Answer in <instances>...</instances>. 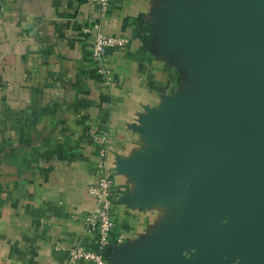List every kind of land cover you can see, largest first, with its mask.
<instances>
[{
    "label": "crops",
    "instance_id": "obj_1",
    "mask_svg": "<svg viewBox=\"0 0 264 264\" xmlns=\"http://www.w3.org/2000/svg\"><path fill=\"white\" fill-rule=\"evenodd\" d=\"M212 7L213 0H113L104 33L130 44L105 56L115 80L107 85L86 32L99 19L95 5L0 0V264H68L62 249L97 248L83 219L95 206V131L114 134L109 161L129 190L116 208L115 233L125 244L114 264L160 253L165 233L182 225L179 197L139 199L146 176L123 168L163 157L168 140L147 133L148 123L186 101L198 104L210 87L185 37L211 22Z\"/></svg>",
    "mask_w": 264,
    "mask_h": 264
},
{
    "label": "water",
    "instance_id": "obj_2",
    "mask_svg": "<svg viewBox=\"0 0 264 264\" xmlns=\"http://www.w3.org/2000/svg\"><path fill=\"white\" fill-rule=\"evenodd\" d=\"M211 10L185 37L210 87L148 123L168 140L163 157L123 168L146 176L139 199L179 197L181 227L144 264H264V0H213Z\"/></svg>",
    "mask_w": 264,
    "mask_h": 264
},
{
    "label": "built area",
    "instance_id": "obj_3",
    "mask_svg": "<svg viewBox=\"0 0 264 264\" xmlns=\"http://www.w3.org/2000/svg\"><path fill=\"white\" fill-rule=\"evenodd\" d=\"M98 9L99 19L86 30L93 35L91 58L95 72L107 85H115L110 71L104 66V58L109 51L125 50L130 44L126 36H110L104 33V26L109 19L113 0H88ZM94 147V168L96 181L88 189L89 195L95 202L94 208L84 216V224L89 233L98 237L96 249H88L77 245L62 249L68 258V264H114L108 252L125 244V237L115 233L116 208L120 200L128 195V187L118 185L114 167L109 157L114 146V134L111 131H95L91 134Z\"/></svg>",
    "mask_w": 264,
    "mask_h": 264
},
{
    "label": "rangeland",
    "instance_id": "obj_4",
    "mask_svg": "<svg viewBox=\"0 0 264 264\" xmlns=\"http://www.w3.org/2000/svg\"><path fill=\"white\" fill-rule=\"evenodd\" d=\"M184 197H188V195H185ZM195 257H196V250L194 249V250H190V251H187L186 253H185V258H186V260H190L191 259V261L192 260H194L195 259ZM245 263V262H244ZM243 263V264H244Z\"/></svg>",
    "mask_w": 264,
    "mask_h": 264
}]
</instances>
